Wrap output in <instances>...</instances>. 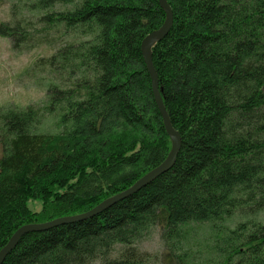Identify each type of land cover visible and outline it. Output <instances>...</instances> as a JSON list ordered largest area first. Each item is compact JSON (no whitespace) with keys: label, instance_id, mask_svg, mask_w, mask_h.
<instances>
[{"label":"trees","instance_id":"16d2710c","mask_svg":"<svg viewBox=\"0 0 264 264\" xmlns=\"http://www.w3.org/2000/svg\"><path fill=\"white\" fill-rule=\"evenodd\" d=\"M9 2L0 36L53 51L31 67L44 99L0 106V248L126 189L171 145L140 49L165 19L158 0ZM167 2L152 62L181 137L173 166L98 214L25 233L2 264H264V0ZM154 232L159 256L140 248Z\"/></svg>","mask_w":264,"mask_h":264},{"label":"rangeland","instance_id":"374dc122","mask_svg":"<svg viewBox=\"0 0 264 264\" xmlns=\"http://www.w3.org/2000/svg\"><path fill=\"white\" fill-rule=\"evenodd\" d=\"M9 5V0H0V21L8 19ZM52 51V48L45 45L31 51H16L7 37L0 36V106L24 107L44 99L45 87L40 83L42 75L32 72L31 67L36 59L47 56ZM52 121L51 118L45 119L40 128L49 132L57 131ZM27 206L31 211H39L41 202L29 199ZM209 234L208 224H199L192 229L193 238L190 244L196 254L198 249L204 250L206 247ZM140 248L159 256L163 247L158 232H154L151 237L143 241Z\"/></svg>","mask_w":264,"mask_h":264},{"label":"water","instance_id":"95a60500","mask_svg":"<svg viewBox=\"0 0 264 264\" xmlns=\"http://www.w3.org/2000/svg\"><path fill=\"white\" fill-rule=\"evenodd\" d=\"M158 2L161 8L165 12V19L158 29L151 31L142 39L140 44V49L147 71L150 76L151 88H152L155 104L161 115L164 128L167 134L169 135L171 141L170 149L165 159L160 164H158L157 166L153 167L145 174H143L140 178H138L132 185H130L126 189L105 198L97 205H95L93 208L85 212L67 215V216H60L45 222L27 223L21 225L11 235V237L6 242V244L0 248V264H2L7 254L16 246L20 237L25 233L30 231L46 230L60 224L80 221L89 218L95 214H98L101 211L108 208L109 206H111L112 204H114L115 202L138 191L141 187L145 186L146 184L151 182L154 178H156L157 176H159L160 174L167 171L173 166L177 154L181 147V137L179 132L175 130L174 127L172 126L169 115L164 106L163 99L161 97L160 89H159L158 75L152 62V46L154 45L155 42L163 38L169 32L173 22V13L167 0H158Z\"/></svg>","mask_w":264,"mask_h":264},{"label":"clouds","instance_id":"9594fccd","mask_svg":"<svg viewBox=\"0 0 264 264\" xmlns=\"http://www.w3.org/2000/svg\"><path fill=\"white\" fill-rule=\"evenodd\" d=\"M11 7V5H9V8ZM11 17V13L9 12V14H8V18H10Z\"/></svg>","mask_w":264,"mask_h":264}]
</instances>
